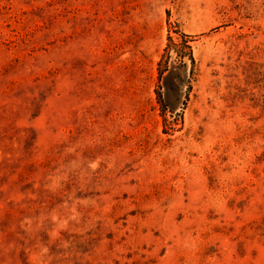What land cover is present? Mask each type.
Instances as JSON below:
<instances>
[{"label": "rangeland", "instance_id": "obj_1", "mask_svg": "<svg viewBox=\"0 0 264 264\" xmlns=\"http://www.w3.org/2000/svg\"><path fill=\"white\" fill-rule=\"evenodd\" d=\"M0 264H264V0H0Z\"/></svg>", "mask_w": 264, "mask_h": 264}, {"label": "trees", "instance_id": "obj_2", "mask_svg": "<svg viewBox=\"0 0 264 264\" xmlns=\"http://www.w3.org/2000/svg\"><path fill=\"white\" fill-rule=\"evenodd\" d=\"M182 56H181V54H179V58H181Z\"/></svg>", "mask_w": 264, "mask_h": 264}]
</instances>
